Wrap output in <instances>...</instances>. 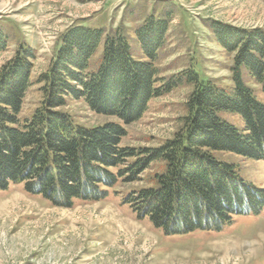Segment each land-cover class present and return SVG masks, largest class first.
I'll return each mask as SVG.
<instances>
[{
	"label": "trees",
	"instance_id": "trees-1",
	"mask_svg": "<svg viewBox=\"0 0 264 264\" xmlns=\"http://www.w3.org/2000/svg\"><path fill=\"white\" fill-rule=\"evenodd\" d=\"M210 28L217 42L235 55L231 89L204 80L195 69L156 85L155 62L168 30L165 19L152 16L135 30L145 60L136 57L123 26L105 32L77 24L60 37L49 69L39 75L44 95L40 105L23 118L36 53L21 43L0 69V189L24 184L28 192L68 208L76 200L107 198L119 180H138L137 174L154 159L165 164L155 174L156 185L128 194L124 201L167 235L220 230L233 216L262 211L264 190L252 187L216 153L264 160V100L243 75L245 69L264 96V30L215 20ZM3 29L0 52L10 40ZM100 47L103 53L94 64ZM186 85L193 89L179 130L139 157V150L121 146L125 131L118 122L86 127L63 109L69 99H84L93 111L131 123L151 98ZM225 114L239 115L244 127ZM131 157L138 161L128 163Z\"/></svg>",
	"mask_w": 264,
	"mask_h": 264
},
{
	"label": "rangeland",
	"instance_id": "rangeland-1",
	"mask_svg": "<svg viewBox=\"0 0 264 264\" xmlns=\"http://www.w3.org/2000/svg\"><path fill=\"white\" fill-rule=\"evenodd\" d=\"M152 16L168 21L155 62L157 86L195 69L204 80L231 89L235 55L217 42L210 23L264 30V0H0V27L10 39L0 52V69L21 43L36 53L32 84L20 116H30L40 105L44 95L39 75L49 69L60 37L68 29L84 24L110 32L123 26L136 57L145 60L135 30ZM102 53L100 47L94 64ZM243 73L247 86L264 100L260 85L245 69ZM192 89V85L179 86L154 96L131 123L93 111L84 99H69L63 109L86 127L118 122L125 131L121 146L139 150V157L174 137ZM225 117L244 127L239 115ZM216 156L233 164L252 187L264 190V160L230 152ZM138 157L127 161L134 164ZM164 169L162 161L152 159L137 174L138 180H119L107 198L76 200L68 208L28 192L24 184L0 189V264H264V208L233 216L220 230L183 235H167L148 217H138L125 197L155 186V174Z\"/></svg>",
	"mask_w": 264,
	"mask_h": 264
}]
</instances>
